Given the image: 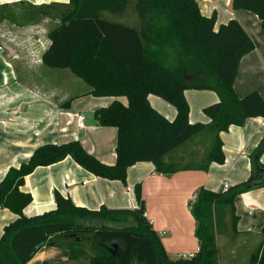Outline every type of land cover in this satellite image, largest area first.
I'll return each instance as SVG.
<instances>
[{
  "label": "trees",
  "instance_id": "trees-1",
  "mask_svg": "<svg viewBox=\"0 0 264 264\" xmlns=\"http://www.w3.org/2000/svg\"><path fill=\"white\" fill-rule=\"evenodd\" d=\"M131 7L139 26L104 15L122 16ZM232 7L258 15L264 29V0H233ZM61 14L60 24L49 34L51 46L43 63L50 69L70 70L87 84L90 95L115 98L95 112V122L118 129L117 161L104 164L75 140L43 145L28 162L12 167L0 184V208L16 218L0 239V264H29L45 247L65 249L71 261L89 264H218L217 207H231L236 220V197L264 188L260 162L264 139L252 154L248 181L224 193L204 188L198 192L191 211L198 222L200 251L192 258L168 256L146 217L140 184L139 207L133 210H89L56 193L57 207L35 216L25 213L33 196L23 187L36 169L68 157L97 177L125 185L129 169L140 162H152L158 173L172 175L188 166L169 163L168 155L207 132L214 135V144L204 170L213 163L224 164L221 133L233 125L244 126L249 119L264 118L263 97L255 92L240 98L234 87L241 60L255 49L254 41L235 19L216 29V14L203 15L197 0H70ZM187 90L219 95V102L204 109L210 123L191 122ZM152 94L177 109L174 120L151 105ZM122 97L126 104L119 100ZM250 264H264V244Z\"/></svg>",
  "mask_w": 264,
  "mask_h": 264
},
{
  "label": "crops",
  "instance_id": "crops-1",
  "mask_svg": "<svg viewBox=\"0 0 264 264\" xmlns=\"http://www.w3.org/2000/svg\"><path fill=\"white\" fill-rule=\"evenodd\" d=\"M197 1L203 15L216 14V29L235 19L252 38L255 49L241 60L234 87L240 98L257 92L264 99L262 20L253 12L233 9V0ZM69 4L70 0H0V46L5 49L0 52V184L12 167L28 162L36 149L47 144L61 145L78 140L102 163L114 165L117 161L118 129L95 122V112L111 105L115 98L90 95L87 84L70 70L50 69L43 63V55L51 46L49 34L60 24L61 10ZM110 15L107 18L111 20ZM132 18L135 19L132 26H139L140 20L133 8ZM185 95L191 122L210 123L204 109L219 102V95L209 90H187ZM122 98L119 100L126 104L127 99ZM149 101L170 120L177 117V109L163 98L152 94ZM80 116L85 118L83 125ZM220 136L224 144V164L213 163L204 170L214 135L202 133L167 157L169 163L188 166L187 169L164 175L156 171L152 162H140L129 169L127 185L97 177L72 157L40 167L26 178L23 187L33 196L25 213L35 216L56 208V193L89 210L103 207L133 210L139 207L136 187L140 184L146 217L160 235L168 256L173 260L191 258L200 251L196 236L198 222L191 211L198 192L204 188L224 193L227 192L225 183L233 187L250 179L252 154L264 139V118L249 119L244 126L233 125ZM260 162L264 166V153ZM260 183L258 180L257 184ZM235 215L236 220L229 206L217 207L218 264L227 263L221 255V240L230 233H233L232 240L244 245L241 253L245 250L244 254L250 258L262 248L264 188L238 195ZM15 218L9 209L0 208V239L5 227ZM223 229L226 235L221 233ZM225 239L228 240V236ZM80 263L71 261L65 249L45 247L29 264Z\"/></svg>",
  "mask_w": 264,
  "mask_h": 264
},
{
  "label": "rangeland",
  "instance_id": "rangeland-1",
  "mask_svg": "<svg viewBox=\"0 0 264 264\" xmlns=\"http://www.w3.org/2000/svg\"><path fill=\"white\" fill-rule=\"evenodd\" d=\"M129 10L130 11H128L127 14L122 15V16H118V15L115 16V15H110V14L109 15L112 18L111 19L112 21L132 25V21L134 22L135 20V19L132 20L133 19L132 18V7ZM109 15L107 14V17ZM200 138H202L205 141V137L201 136ZM228 181H231V180H228ZM221 233L225 234L226 231L223 229ZM227 236H228V240L225 239ZM232 236H233V233H230L229 235L222 237V240H221V243H222L221 255H224V258L227 262L226 264H249L250 257L247 256L248 254H244L245 250H242V253L240 251V249H243L242 247L244 245L242 244L241 241L232 240L233 239ZM79 262H81L80 264H89V262L85 260L79 261ZM222 264L224 263L222 262Z\"/></svg>",
  "mask_w": 264,
  "mask_h": 264
},
{
  "label": "built area",
  "instance_id": "built-area-1",
  "mask_svg": "<svg viewBox=\"0 0 264 264\" xmlns=\"http://www.w3.org/2000/svg\"><path fill=\"white\" fill-rule=\"evenodd\" d=\"M4 51H5L4 47H3V46H0V52H4ZM79 120H80V124L83 125V122H84L85 118H84L83 116H80V117H79ZM224 188H225L226 190H228V189L230 188L229 184H228V183H225V184H224ZM192 257H193V256H191V258H192Z\"/></svg>",
  "mask_w": 264,
  "mask_h": 264
}]
</instances>
